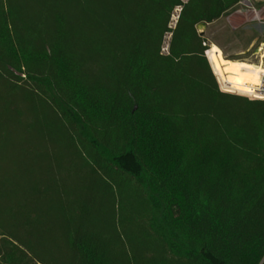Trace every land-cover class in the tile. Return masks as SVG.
<instances>
[{"label": "trees", "instance_id": "16d2710c", "mask_svg": "<svg viewBox=\"0 0 264 264\" xmlns=\"http://www.w3.org/2000/svg\"><path fill=\"white\" fill-rule=\"evenodd\" d=\"M241 1L0 0V264H264V101L197 29Z\"/></svg>", "mask_w": 264, "mask_h": 264}, {"label": "rangeland", "instance_id": "374dc122", "mask_svg": "<svg viewBox=\"0 0 264 264\" xmlns=\"http://www.w3.org/2000/svg\"><path fill=\"white\" fill-rule=\"evenodd\" d=\"M184 1L186 2L187 0ZM247 1L250 3V5L253 6L252 9L257 11L262 15V17H264V0H242L237 5L232 7L229 11H227L220 20L212 24H208L203 30L204 34L202 37L205 39V43L209 50V55H212V57L210 58L208 56L207 58L206 53L205 55L214 73L229 69L230 71H235V67L234 65H232L235 62H246L255 66L256 68H264V51L262 53H256V50L260 49L261 45L264 44V25L262 22L252 21L254 11H252L251 8L248 9ZM180 11L181 9L178 8L173 13L169 23L170 28L175 27ZM201 31L202 28L198 32ZM170 39L171 36L167 35L165 38V44L162 49L163 53H167L168 42L170 41ZM227 73V77L233 78L230 72ZM235 84L240 93L248 94L252 91V89L250 91H245L244 89H242V85H240L236 81ZM254 86L251 87L253 88ZM219 87L221 86L219 85ZM229 94L252 100L242 94ZM37 132L38 130L34 132L35 137L38 136ZM44 132L47 134L45 130ZM0 139H5L4 134L0 135ZM79 166H81V169L77 171L78 175L73 177L77 184L80 182L81 178L85 179L87 177L89 179L90 177H92L88 163L83 162L82 164H79ZM117 178V182L124 180L123 177ZM86 183L87 182L83 181L82 184ZM111 183L114 187V182L111 181Z\"/></svg>", "mask_w": 264, "mask_h": 264}, {"label": "bare ground", "instance_id": "6f19581e", "mask_svg": "<svg viewBox=\"0 0 264 264\" xmlns=\"http://www.w3.org/2000/svg\"><path fill=\"white\" fill-rule=\"evenodd\" d=\"M257 50V53H262L264 51V44ZM209 57L211 58L212 55H209ZM232 65H234L236 74L242 82L250 87L256 85L259 77L264 74V68L259 69L246 62H235Z\"/></svg>", "mask_w": 264, "mask_h": 264}, {"label": "built area", "instance_id": "2783aa9c", "mask_svg": "<svg viewBox=\"0 0 264 264\" xmlns=\"http://www.w3.org/2000/svg\"><path fill=\"white\" fill-rule=\"evenodd\" d=\"M247 7L248 9L251 8L252 11H254V16L252 18V21H257V22H262L264 25V17H262V15L260 13H258L257 11H255L252 5H250V3L247 1ZM207 53V51H206ZM263 56V55H262ZM261 56V57H262ZM212 68V67H211ZM213 70V69H212ZM214 73V71H213ZM215 75V74H214ZM216 77V75H215ZM218 84L221 86L220 89L222 90V92L224 93H233V94H242L247 96L248 98L252 99V100H257V101H264V74L261 75L257 81V84L252 88V91L248 94H244V93H240V92H234L231 91L229 88L225 87L216 77Z\"/></svg>", "mask_w": 264, "mask_h": 264}, {"label": "water", "instance_id": "95a60500", "mask_svg": "<svg viewBox=\"0 0 264 264\" xmlns=\"http://www.w3.org/2000/svg\"><path fill=\"white\" fill-rule=\"evenodd\" d=\"M206 24H201V25H199L198 27H197V29H198V31L202 28V31L201 32H199L200 33V36H203V34H204V32H203V30L206 28ZM258 52V50H256V53Z\"/></svg>", "mask_w": 264, "mask_h": 264}]
</instances>
